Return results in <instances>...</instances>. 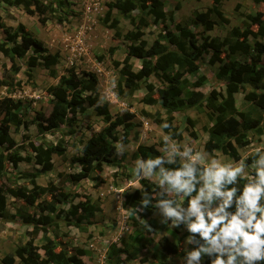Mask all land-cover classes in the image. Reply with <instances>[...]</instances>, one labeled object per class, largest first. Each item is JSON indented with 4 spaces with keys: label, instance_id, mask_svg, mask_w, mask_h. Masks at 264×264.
Instances as JSON below:
<instances>
[{
    "label": "rangeland",
    "instance_id": "1",
    "mask_svg": "<svg viewBox=\"0 0 264 264\" xmlns=\"http://www.w3.org/2000/svg\"><path fill=\"white\" fill-rule=\"evenodd\" d=\"M41 1L51 6L49 15L52 18L45 24L40 22L37 14H28L22 6L11 5L9 0H0L2 22L12 28L14 40L21 41L19 27L24 25L26 33L41 39L50 52L59 54L58 63L52 67L44 59L45 53L32 47L26 55L18 59L21 69L14 72L10 59L0 50V99L11 97L18 103V111L28 123V127H14L11 135L20 144L17 147L20 154L32 158V161H20L17 166L7 162L5 170L0 174V184L3 185L7 196V211L5 215H0V264H6L2 258L7 253L14 252L29 240V232L34 226L24 222V217L32 216L37 219L42 214H48L47 211L43 213L38 204L42 201H53L50 192H45L34 205L10 192V188L18 187L31 190L34 186L33 180L43 188L54 186L67 194L65 202H56L60 214L53 215V221L47 226L40 224L38 228L34 245L39 247L41 256H45L43 247L47 244L46 237H49L55 242L56 251L64 250L69 255H76L84 264H125L126 254L122 251L115 252L124 245L123 239L130 240L137 232L142 249L138 258L132 259L130 264H161L153 253L161 249L159 238L163 235L179 244V253L169 255L165 264H182L184 248L193 247L185 245L186 229L182 225L172 228L161 223V216L158 210L154 209L151 218L157 221V226L147 223L154 227L148 231L143 219L138 218L140 214H132L137 218L136 226L131 217L132 209L123 204L125 195L136 188H142L143 183L149 185V192L157 187L154 180L141 179L134 174L135 162L142 157L138 152L139 145H154L162 152L163 137L167 135L170 137V143L190 145L222 160L235 159L229 153L212 147L213 140L209 128L214 124L217 113L208 106L206 98L197 107L187 106L173 112V125L180 134V137L175 138L164 130L163 123L155 120V116L163 119L168 117L163 106L164 97L169 94L167 82L152 74L143 80L141 87L132 94L128 91L120 94V87L125 89L120 70L125 58L129 57L134 70L138 71L141 61L132 55L131 46L141 45L143 42L147 47L150 46L160 33L165 32L166 25L176 33H179L176 28L179 24L195 32L198 38L210 35L220 40L226 37L235 40L237 36L233 33L234 28H238L240 32L246 29L255 32L258 26L252 16L264 12V3H255L252 0H222L221 8L226 18L224 20L210 12L214 0H163L164 9L169 14L172 13L173 20L154 22V18L149 17L150 25L144 29L142 37L135 41L129 36L136 31L131 20L119 10L110 7L115 0H62V3L56 0ZM109 11L111 15L106 20ZM200 12H206L217 22L212 30L206 31L202 23L194 22L195 15ZM132 14L138 17L137 10ZM59 17L65 20L59 23ZM114 20L117 28L112 27ZM6 34V30L0 27V43L7 37ZM254 40V35L250 36L254 49L252 48L249 54H237L239 62L250 63L258 59ZM190 53L191 60H194L192 66L198 70L199 75L206 77L207 82L200 87L188 85L182 97L188 98L192 90L208 95L212 89H216L226 94V82L217 77L220 63L210 62L211 51L204 52L197 58L196 50H190ZM30 56L36 57V65L30 64ZM258 67L264 68V53L258 59ZM52 68L55 74H52ZM71 68L81 77L87 72L97 74L100 104H108L112 119L106 121L97 114L96 107L92 106L78 112L72 122L61 125L53 132L40 134L35 121L36 114L43 112L49 115L53 98L50 88L60 83L61 76L68 74ZM6 72H9L10 76L6 75ZM185 77L189 83L196 79L191 74ZM253 78L254 76H251L250 82L236 92V106L239 111H251L254 117H258L264 114V99L263 102L246 99V95L253 90ZM258 86L264 88V77ZM112 90L117 94L116 100H109L107 97ZM148 96H153L152 103L144 100ZM127 112L132 114V118L128 120L132 126L126 132L124 125L114 126L113 122ZM149 113L154 117H150ZM106 128L113 130L118 136L114 163L103 162L100 170H93L77 180L73 175L81 168L78 164H72L71 158L81 155L84 143L89 139L100 138L99 135ZM192 131L196 133L195 137L191 135ZM246 138L248 145L238 149L241 158L253 151L258 144L264 143V118L259 128L247 132ZM24 140L25 143L21 145ZM31 144H42L45 147L60 145L63 152L52 155L51 170L39 173L42 165L35 162ZM85 201L99 206L100 210L90 219L83 217L82 227H79L75 224L76 217L70 211L72 205ZM144 220L147 222L148 218ZM80 250L84 253L80 254ZM144 257L147 260L144 261ZM18 262L19 258L16 256L15 264Z\"/></svg>",
    "mask_w": 264,
    "mask_h": 264
},
{
    "label": "trees",
    "instance_id": "2",
    "mask_svg": "<svg viewBox=\"0 0 264 264\" xmlns=\"http://www.w3.org/2000/svg\"><path fill=\"white\" fill-rule=\"evenodd\" d=\"M62 3V0H56ZM222 0H214V4L210 7V12L216 14L219 19L226 20L223 9L221 8ZM255 3L263 2L264 0H252ZM57 2H53L56 4ZM11 5L22 6L24 10L31 15L37 14L41 23L45 24L52 17L49 15L51 6L43 4L41 0H9ZM111 9L119 10L126 18H129L136 28L135 32L130 33L133 40H139L143 35V31L150 25V18H154V22L173 20L172 13H168L164 9L163 0H115L110 4ZM137 10L138 17H134L132 12ZM111 15L109 11L107 18ZM253 21L258 28L254 32L246 29L240 32L238 28H234V35L237 36L235 40L226 37L223 40L217 39L210 35H202L198 38L195 32H192L187 27L176 25L179 33L172 31L169 25L165 26V32L160 33L153 43L147 47L143 42L141 45L131 46L132 55L141 61V67L135 71L130 58L126 57L120 73L124 79L125 89L120 87V94L125 91L132 94L141 87V82L147 79L152 74L167 82V90L169 94L164 97L163 106L167 110L168 117L166 119L155 116V120L159 123H167L168 127L164 130L170 132L173 137H180L177 128L173 125V112L187 106L197 107L206 98L208 106L216 111L214 117V124L209 128L211 138L213 140V149L221 150L224 153H229L235 160H240L241 155L238 149L248 145L247 132L253 128H259L263 122L264 114L254 117V113L241 112L236 106V92L251 80L253 90H250L246 95L247 100H258L263 102L264 91L259 87V82L264 77V68L258 67V59L264 53V12H258L256 16H252ZM65 19L58 18V22L62 23ZM194 22L202 23L206 31L212 30L217 22L211 19L206 12H200L195 15ZM112 27L117 28L116 20H114ZM0 27L6 30L7 37L0 43V50L10 59L12 63V70L18 72L21 66L18 64V59L27 54L32 48H36L42 53L44 59L50 66H55L59 60L58 53H52L45 46L44 42L25 31V26L20 25L21 41L17 42L12 38L11 27L5 26L0 16ZM254 35L255 40L253 45L258 49L257 60L250 63H242L237 60V54H249L254 47L250 43V36ZM201 39V41H200ZM12 44L10 45V43ZM190 50H196V58L204 52L211 51L210 62H219V70L217 72L218 79H223L226 82V94L212 89L208 95L198 90H192L188 98L182 97L184 89L190 85L192 87H200L207 82L204 75H199L196 68L192 66ZM194 57V58H195ZM30 64L36 65L37 60L35 56H30ZM190 58V59H189ZM118 64V63H117ZM52 68V74H55ZM191 74L196 79L189 83L186 75ZM6 75L10 76L9 72ZM2 81L0 80V84ZM99 78L94 72H87L84 76H80L75 69L68 70V74L61 76V81L57 85L50 88V93L53 95L52 107L49 115L43 112L36 114L35 121L37 129L40 134H46L55 131L61 125H66L74 119L78 112L84 111L89 107H96L97 114L102 116L106 121H111L108 104H100L99 94ZM254 85V87H253ZM256 85V86H255ZM221 97V100H220ZM147 103L154 101L153 96H148L144 99ZM18 103L11 97L0 99V174L5 170L6 163L10 162L14 166L22 161H32L30 156L23 157L20 150L17 149L20 144L13 138L12 129L20 126L28 127V123L20 112L18 111ZM154 117L152 114H148ZM240 117V118H239ZM132 114L127 112L123 116L116 118L113 125H124L127 132L131 128ZM125 132V133H126ZM192 136H196L194 131ZM100 138L87 140L82 149L81 155L71 158L72 164H78L80 171L73 175L77 180L84 178L93 170H100L102 163H114L113 161L116 152L118 136L113 130L106 128L99 135ZM25 143V140L21 145ZM31 150L34 152V160L37 164L42 165L39 173H45L53 168L52 155L54 153L61 154L63 152L60 145H49L45 147L42 144H31ZM139 154L147 158L160 156L163 153L154 145L146 146L139 145ZM33 188L31 190L25 187H18L16 189L10 188V192L16 197H21L28 204L34 205L45 192H50L53 201H42L38 205L41 211L48 214H42L41 217L35 219L32 216H25L24 222L33 224L34 228L30 234L29 240L22 246L15 249L14 252L7 253L2 261L6 264H15L16 256L19 258L18 264H84L83 260L76 255H69L66 251H56V244L49 237H46L47 244L44 245L45 256L39 253V247L34 245V240L37 236L40 224L47 226L53 221V215L58 213L56 202L63 203L67 199L65 191L58 190L54 186L51 188H43L33 180ZM142 190H149V185L142 184V188H136L132 192L125 195L124 206L131 208V217L138 225L137 218L133 213H139L142 219H146L149 225L156 227L157 221L152 219L154 213L153 207L141 208L140 200L142 199ZM100 207L91 204L89 201L80 202L72 205L70 213L76 217L75 224L82 227V218L90 219ZM137 210V211H136ZM7 211V196L2 184H0V215H5ZM69 213V214H70ZM154 227H147L151 231ZM138 229V228H136ZM188 235V232H186ZM123 246L117 251H122L126 254V263L130 264L132 259H137L142 247L140 245V238L138 233L130 238V240L123 239ZM161 249L155 250L153 256L158 258L161 264H165L169 255L179 253V244L172 242L168 236L163 235L159 238ZM84 251L80 250V254ZM143 260H147L146 257ZM202 264H210L209 258L204 257Z\"/></svg>",
    "mask_w": 264,
    "mask_h": 264
},
{
    "label": "clouds",
    "instance_id": "3",
    "mask_svg": "<svg viewBox=\"0 0 264 264\" xmlns=\"http://www.w3.org/2000/svg\"><path fill=\"white\" fill-rule=\"evenodd\" d=\"M163 143L162 155L136 160L134 174L157 185L142 190L141 208L157 209L161 223L188 232L185 245L193 247L184 248L182 264L204 257L210 264H264V143L238 161L170 143L167 135Z\"/></svg>",
    "mask_w": 264,
    "mask_h": 264
},
{
    "label": "built area",
    "instance_id": "4",
    "mask_svg": "<svg viewBox=\"0 0 264 264\" xmlns=\"http://www.w3.org/2000/svg\"><path fill=\"white\" fill-rule=\"evenodd\" d=\"M107 97L109 100H116L117 99V94L115 91H110L108 94H107Z\"/></svg>",
    "mask_w": 264,
    "mask_h": 264
},
{
    "label": "crops",
    "instance_id": "5",
    "mask_svg": "<svg viewBox=\"0 0 264 264\" xmlns=\"http://www.w3.org/2000/svg\"><path fill=\"white\" fill-rule=\"evenodd\" d=\"M152 235H154V234L152 233Z\"/></svg>",
    "mask_w": 264,
    "mask_h": 264
}]
</instances>
